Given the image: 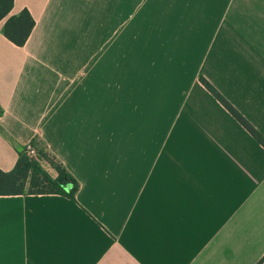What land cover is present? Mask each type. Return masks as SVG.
Wrapping results in <instances>:
<instances>
[{
    "label": "crops",
    "instance_id": "obj_1",
    "mask_svg": "<svg viewBox=\"0 0 264 264\" xmlns=\"http://www.w3.org/2000/svg\"><path fill=\"white\" fill-rule=\"evenodd\" d=\"M23 10L18 47L3 26ZM7 17L0 171L36 142L78 190L0 195V264L264 258V147L199 82L264 138V0H13Z\"/></svg>",
    "mask_w": 264,
    "mask_h": 264
},
{
    "label": "trees",
    "instance_id": "obj_2",
    "mask_svg": "<svg viewBox=\"0 0 264 264\" xmlns=\"http://www.w3.org/2000/svg\"><path fill=\"white\" fill-rule=\"evenodd\" d=\"M13 0H0V21L12 10ZM34 27V21L26 10L7 17L3 26V35L14 45L22 47ZM200 84L236 119L240 125L264 147V138L237 112V110L206 80L199 78ZM36 145V142L33 143ZM38 159L49 164L55 171L52 178L34 158L25 154V148L18 150V159L10 172L0 171V195H62L75 201L78 190L77 181L43 149L37 152ZM264 258L258 263L261 264Z\"/></svg>",
    "mask_w": 264,
    "mask_h": 264
},
{
    "label": "built area",
    "instance_id": "obj_3",
    "mask_svg": "<svg viewBox=\"0 0 264 264\" xmlns=\"http://www.w3.org/2000/svg\"><path fill=\"white\" fill-rule=\"evenodd\" d=\"M37 150L35 148V146L33 144H29L26 146L25 148V154L29 157V158H36L37 156Z\"/></svg>",
    "mask_w": 264,
    "mask_h": 264
},
{
    "label": "rangeland",
    "instance_id": "obj_4",
    "mask_svg": "<svg viewBox=\"0 0 264 264\" xmlns=\"http://www.w3.org/2000/svg\"><path fill=\"white\" fill-rule=\"evenodd\" d=\"M40 149H42V148H40Z\"/></svg>",
    "mask_w": 264,
    "mask_h": 264
}]
</instances>
